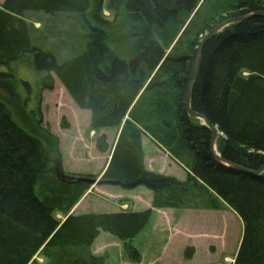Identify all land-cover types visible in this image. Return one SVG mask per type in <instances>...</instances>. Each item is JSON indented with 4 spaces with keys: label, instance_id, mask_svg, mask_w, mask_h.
Returning <instances> with one entry per match:
<instances>
[{
    "label": "trees",
    "instance_id": "obj_1",
    "mask_svg": "<svg viewBox=\"0 0 264 264\" xmlns=\"http://www.w3.org/2000/svg\"><path fill=\"white\" fill-rule=\"evenodd\" d=\"M202 1L5 0L0 78L12 77L18 63L41 74L39 110L41 93L53 89L55 76L76 105L91 112L94 131L121 129L103 184L146 187L154 193L153 208L166 209L182 206L196 183L243 222L234 264H264V174L217 163L211 130L191 119L186 107L205 35L228 19L264 11V0H225L191 19ZM105 4L111 20L103 17ZM39 13L66 15L84 29L91 25L82 35L85 44L78 39V49L65 57L62 49L69 47L63 43L57 55L43 48L47 36L28 23ZM191 108L219 130L223 160L251 171L264 165V16L233 24L206 43ZM141 127L189 168L186 182L145 169ZM58 149L49 133L41 138L26 132L0 101V264H38L37 255L51 264H101L86 248L102 231L124 241L139 261L130 241L147 226L152 210L70 215L91 186L68 179L57 164Z\"/></svg>",
    "mask_w": 264,
    "mask_h": 264
},
{
    "label": "rangeland",
    "instance_id": "obj_2",
    "mask_svg": "<svg viewBox=\"0 0 264 264\" xmlns=\"http://www.w3.org/2000/svg\"><path fill=\"white\" fill-rule=\"evenodd\" d=\"M204 1L205 0L199 4L197 9L192 14L191 19L196 14L197 16L199 14H209L212 7L220 6L225 0H208L206 7L204 6L203 9V4H205ZM4 2L5 0H0V7H2ZM105 6L106 4L103 5V17L110 20L113 19L112 14L105 8ZM202 11L203 13H201ZM37 15L34 14V16H32L33 18L29 20L28 23H34L33 25L35 28L39 29L38 31L42 30L41 33L44 32V36H47L46 44L42 45L43 48H53L51 52L57 55L59 47L58 45L63 43L62 45H67L69 47V50L66 51V53H64L65 49H62L61 55L65 57L72 54L73 52L75 53V51L78 49L81 42H77L78 39L83 40L81 46L85 44L83 36H85L86 31L91 25L88 28L85 27L84 29L81 23L76 22L74 19L69 18L66 15ZM36 17L42 18V20H37ZM228 27H226L224 30H226ZM209 33H207L205 37ZM218 34H216L214 37H216ZM12 69V77L0 78V101L6 103L13 113V117L18 125L31 135H37L43 138L46 133H49L52 137L58 140V150L60 151L61 155L59 157L60 160H57V164L60 163L62 165L63 171L67 175L73 177L90 175L92 176L90 177L91 179H97V182L91 185L90 189L84 194L82 197L83 199L81 198L82 200H88V202L85 201L87 204L82 206L80 205L78 212L77 210L75 211V207L73 208L72 211H75L73 212L74 216L88 214H113L116 213L115 211L122 210L133 212L132 208L134 207H125V204H121L117 200L119 196L117 193L119 191H140L141 189L147 190L148 193L143 192L147 195L144 194L138 196V198L141 196L143 200L141 203L137 202V209H143L145 206H149V203L147 202L150 199H154V193L150 189L141 186L133 190H126L121 187L111 186L110 184H103V182H101L102 177L111 162L118 139V134L120 133L121 129H102L100 131H94L91 125V112L80 109L55 76L53 89L50 91H42L40 98V108L38 110L37 93L38 89H40V78L42 75L37 73L33 68L22 63L13 64ZM2 72L6 71L3 70ZM242 76L246 79L249 74L244 72ZM26 94L30 96V100H27ZM142 132V142L143 139H149V141L144 140L145 143L149 144L143 148L145 169L149 172L170 176L178 180L184 179L187 181L188 177L185 176V173L191 174L189 168L174 158L165 148L159 149L158 144L152 142L155 140L151 139L149 133L145 132L143 129ZM150 148L153 150L151 151ZM145 154H148V159L145 158ZM165 163L168 164L166 165ZM169 165L172 166L168 168ZM177 165L180 167V169L177 167ZM193 185V188H190L187 195L182 200V206L185 204H188V206L194 204L196 206L200 205L201 208H203V206H211L210 204H216L214 199H212L213 197L217 198L215 193L210 190L204 191L201 188L195 186V184ZM152 193L153 196L151 195ZM150 196L153 198H150ZM217 200L220 201V199ZM225 207V209L229 211L228 213L223 212L219 215L212 216L205 212L206 214L203 215L206 218L200 216L199 219L201 220L198 221V223L201 228H214L213 230L220 232L218 237V239L221 240L220 243L222 245L228 243L226 255L228 257L234 258L237 254L238 246L243 235L244 226L238 214L228 205ZM214 210L220 211V209ZM57 216L56 217L62 222L67 219L62 214H58ZM151 217L152 218L149 220L146 226L148 229L155 227L157 221L161 218L160 214H156L155 216ZM198 223H195L193 227H196ZM185 225L190 226V221L188 220L185 222ZM102 236L107 237L109 239V243L107 241L104 243L100 238H96L100 241L96 243L94 241L93 245L90 248H86V250L90 251L91 255L98 259L105 256L106 260L103 261L101 259V264H118L115 258L121 255L122 251H117L114 253L112 250H110L111 257L104 252L107 251V249L109 250L110 248H116L118 245H124V241L118 242L120 240L108 232L102 231L100 237ZM201 238L207 237L203 236ZM206 241V239H199V244H204ZM131 242L132 244H135L138 242V240L135 237L131 240ZM124 247L125 250H127L125 251L127 258L129 256V258L134 262H139L133 258L131 252L128 251L126 244ZM34 260L37 261L38 264L52 263L49 259L42 255H37Z\"/></svg>",
    "mask_w": 264,
    "mask_h": 264
},
{
    "label": "crops",
    "instance_id": "obj_3",
    "mask_svg": "<svg viewBox=\"0 0 264 264\" xmlns=\"http://www.w3.org/2000/svg\"><path fill=\"white\" fill-rule=\"evenodd\" d=\"M37 16H40V13ZM151 139L153 140L152 137ZM144 140L149 141V139H143V148H145L146 145H149L148 143H145ZM152 142H154L155 144L157 143L156 141ZM158 146L159 149H164L159 144ZM150 150L152 151L153 149L150 148ZM145 158L148 159V154H145ZM165 164L167 165L168 163ZM170 166L172 165H169L168 168H170ZM178 168L180 169V167ZM188 175V173H185V176L188 177ZM180 181L186 182V180L184 179H180ZM198 183L201 184V182ZM195 186L198 187L199 185H196L195 183ZM202 190L205 191L206 189L203 188ZM143 192L148 193V191L144 189H141L140 191H119L117 193V195H119L117 200L121 204H125V207H134L132 208L133 212H143L149 209H153L152 216H155L156 214H160L161 216V218L157 221L155 227L150 229L146 227L139 235L136 236L138 240L137 243L132 244V242L130 241L133 247L140 254L139 262H134L129 258V256L127 258V255L125 254V251L127 250H125L124 247L126 243L120 240L118 237L117 238L120 240L118 242H123L124 245H118L116 246V248H110L109 250L107 249V251H105L104 253H107L111 257L110 250H112L114 253H116L117 251H122V254L115 258L118 264H234V260L237 254L234 258L228 257L226 255V252L228 250V243L225 245H222L220 243L221 240L218 239L220 232H218L217 230H213L214 228H201L198 223V221L201 220L199 219L200 216L206 218L204 216L206 213L212 216L219 215L223 212L228 213L229 211L225 209V206H227V204H225L223 200L213 197L212 199H214L216 204H210L211 206H203V208H201L200 205L196 206L194 204H191L190 206H188V204H185L178 208H166L160 210L152 208L153 200L150 199L147 202L149 203V206L147 205V207L145 206L143 209H137V202L141 203L143 200L141 196L140 198H138V196L144 194L147 195ZM151 195L153 196V193ZM152 196H150V198H153ZM217 199H220V201L222 202ZM85 201L88 202V200L86 199L81 200L75 207V211L77 210L78 212L80 205L82 206L84 204H87V202ZM214 209H220V211H215ZM115 212L120 213L127 211L122 210ZM188 220L190 221V226L185 225V222H187ZM195 223H198V225L196 227H193ZM100 236L101 233L97 237V239L100 238L104 243L105 241H109L107 237ZM203 236L207 238H201ZM97 239L95 240V243L100 241ZM199 239H206L207 241L204 244H199ZM100 259H102L103 261L106 260L105 256Z\"/></svg>",
    "mask_w": 264,
    "mask_h": 264
},
{
    "label": "water",
    "instance_id": "obj_4",
    "mask_svg": "<svg viewBox=\"0 0 264 264\" xmlns=\"http://www.w3.org/2000/svg\"><path fill=\"white\" fill-rule=\"evenodd\" d=\"M258 16H264V11H260V12H255L253 14L247 15V16H242L239 18H232V19H228L224 22H222L220 25H218L217 27H215L214 29H212L210 31V33L203 39V41L200 43L198 49H197V55H196V69H195V73L192 79V82L190 83L189 87H188V91H187V98H186V107H187V112L188 115L195 120H200L202 121V123L211 130L212 132V141H211V153L215 159V161L219 164H222L226 167H230L232 169L238 170V171H242L248 174H252V175H262L264 173V165L258 170V171H251L248 169H245L239 165L236 164H231L226 162L225 160H223L221 158V156L217 153L216 150V142L219 139V130L217 128H215L214 126H212L210 124V122L202 115H199L195 112H193L192 108H191V100H192V93H193V89L195 86V83L199 77L200 74V70H201V65H202V60H203V50L204 47L206 45V43L211 40L216 34H218L219 32H221L222 30H224L226 27L231 26L233 24H237V23H241L244 21H247L249 19H252L254 17H258ZM58 173V171H57ZM59 176H61V174H59ZM69 180L77 182V183H87L90 185H93L96 183L95 179H90L87 177H69Z\"/></svg>",
    "mask_w": 264,
    "mask_h": 264
}]
</instances>
